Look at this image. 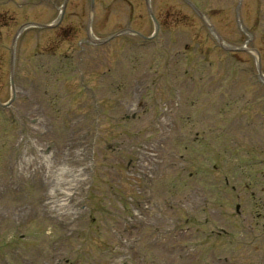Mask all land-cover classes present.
<instances>
[{"label": "rangeland", "instance_id": "1", "mask_svg": "<svg viewBox=\"0 0 264 264\" xmlns=\"http://www.w3.org/2000/svg\"><path fill=\"white\" fill-rule=\"evenodd\" d=\"M191 1L0 0V264H264V0Z\"/></svg>", "mask_w": 264, "mask_h": 264}, {"label": "water", "instance_id": "2", "mask_svg": "<svg viewBox=\"0 0 264 264\" xmlns=\"http://www.w3.org/2000/svg\"><path fill=\"white\" fill-rule=\"evenodd\" d=\"M93 1V0H92ZM91 5H92V2H91Z\"/></svg>", "mask_w": 264, "mask_h": 264}]
</instances>
